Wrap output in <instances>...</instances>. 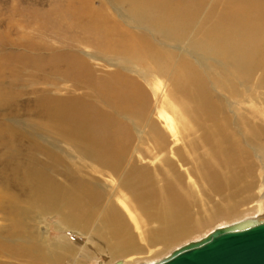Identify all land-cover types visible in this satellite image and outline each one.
I'll use <instances>...</instances> for the list:
<instances>
[{"label": "rangeland", "instance_id": "rangeland-1", "mask_svg": "<svg viewBox=\"0 0 264 264\" xmlns=\"http://www.w3.org/2000/svg\"><path fill=\"white\" fill-rule=\"evenodd\" d=\"M187 2L191 4L192 8L199 9L196 0H187ZM216 2L218 5L216 10H221L227 0L225 2L224 0H207L202 7V13L195 20L196 23L194 22L195 25L193 24L194 26L192 25L189 32L184 34L186 37L179 44L163 40L159 34L150 32L149 27L145 24L137 21L130 22L129 16H135V20L140 21L139 15L143 12V8L142 6L134 7L129 0H0V60L2 61H0V91H2L0 95L7 100L8 98L12 99L13 94L10 92L14 91L13 93H18L19 96L23 92L18 106L12 109L0 107V126L3 127L4 135L0 139V264H117L119 261L122 264H140L156 262L172 249L190 240L200 238L217 226L264 215V60L261 66L249 63L253 59L261 60L264 53V38H262L264 19H261L260 11H258L262 7L245 10L242 7L244 0H231V11L243 9L245 12L244 22H246L245 24L243 22V25L246 27L248 24L246 28H239L236 32L231 31V35L240 39L247 36L252 42L250 41L249 49L247 48L246 51L231 47V59H206L201 57L199 50L200 40H204L201 30H203V23L215 7ZM237 3L240 5L239 7ZM105 12L111 22L120 25V39H126L123 42L124 47L141 48L137 43L143 36L153 44L154 48L161 49L162 59L164 60L166 57L164 62L167 72L161 76L157 75L154 71H158V69H147L154 65L149 58L144 59L135 54L137 64H134L133 67L136 65L135 68L142 72L135 73L122 67L126 64L131 65L128 57H124L122 60L124 53L107 52L109 56L107 53H102L95 44L101 43L109 36H103L96 32L95 28L105 21L102 16V13ZM212 17L217 20L216 15H212ZM250 20H254L253 27L249 26ZM80 40L83 41L80 42ZM221 41L225 44L229 43L225 39ZM35 46H39L41 51L35 50ZM168 51L170 52L168 53ZM40 52L56 55L73 52L80 55L91 61L94 68H98L97 77L106 73L103 69H109L113 70L112 72L118 71L133 75L136 80L138 79L141 87L151 96L148 115L167 133L169 143L167 150L163 152L165 154L160 155L159 153L158 155L155 150H152L153 152L147 154L143 160L139 158L137 150L144 144L142 138L139 137L140 131L133 127L135 135L137 134L132 145L133 150L131 149L134 154L132 155L133 159L137 158L134 163L147 167L156 190L162 191L165 178L179 190L189 209L186 218V233L173 237L169 242L165 239L169 234L161 229L164 226L167 227L169 217L167 216L168 218L164 221L159 219L163 212L165 198L158 195H155L153 200L143 202V207L139 208L127 192H123V197L119 194L131 211L126 210L120 198L115 197V205L121 213V219L125 226L123 229L115 228L118 232L107 222V213L96 216L91 220L90 226L86 227L85 222H81L79 219L72 220V216L58 213L53 210L52 205L28 198L31 195V186L28 184H32V182L17 179L20 177L19 174L17 173V176L14 177L12 172L21 166V163H24L29 156L35 163L38 162L37 164L43 172L45 171L51 176L54 184L60 183L63 187H70L74 180L84 177L90 182L98 183L97 189L101 192L110 188L113 183L119 184L120 180H126L131 162L123 168L121 178L113 175L110 177L101 171L104 170L102 166H92L89 159L75 150L79 148L76 143H80L76 133L71 132L75 144L73 142L70 144L68 142L70 139L65 136L66 133L63 130L52 126L50 128L40 126L41 117L38 116L36 107L32 105L35 102H31V99L54 97L64 100L73 98L89 100L95 96L94 86L79 88L72 82H62L57 85L59 87L55 86L54 83L60 80V73L29 67L26 70L21 69V72L18 73L17 67L23 66L24 55L32 56L31 54ZM19 53L22 54L21 59L10 60V56ZM164 54L167 55L164 56ZM40 64L45 65L44 61H41ZM180 72L181 74H179ZM21 73L24 76H21ZM143 73H146L148 78L152 79L153 77V79L160 80L158 83L160 95L166 101L163 102V110L172 117L177 128L176 147L179 148L177 155L181 157L170 154L174 148L175 140L158 114L155 103L156 95L153 94V87L150 88L149 83L145 79L143 80ZM18 75L20 76L18 77ZM182 76L183 80L191 83L190 87H197L200 84L202 86V83L205 85L212 100L219 108L215 119L222 126L225 125L231 132V139L238 142L241 149H239L238 155L234 157L231 155L229 169L223 166L224 153L212 154L209 151V146L204 145L203 138H201L203 131L198 127L195 119L201 123L207 119L204 114L193 117L198 110L197 102L189 100L180 90L179 83L183 80L178 78H182ZM16 78H19L18 81ZM111 80H113L112 77L106 81ZM1 87H4L5 90ZM34 89H40V91L33 92ZM90 100H95V98ZM6 104L9 102H5L3 105ZM97 105L100 106L101 111L107 108L103 104ZM225 116L228 119L224 118ZM206 124L210 125L211 122L208 121ZM137 131L139 132L137 133ZM146 147L148 146L146 145ZM169 156L174 164L172 169L167 163L168 159L166 162L164 161ZM76 164L79 166L77 167ZM178 175L181 176L180 182ZM229 177L230 184H228L229 181L226 182ZM108 185L110 186L108 187ZM169 204L171 205V201ZM34 212L37 213L34 214ZM73 221L76 226L69 228L67 223ZM171 236L172 234L169 238ZM49 244L51 245L47 246Z\"/></svg>", "mask_w": 264, "mask_h": 264}, {"label": "bare ground", "instance_id": "bare-ground-1", "mask_svg": "<svg viewBox=\"0 0 264 264\" xmlns=\"http://www.w3.org/2000/svg\"><path fill=\"white\" fill-rule=\"evenodd\" d=\"M129 1L134 7L142 6L143 8V12L140 13L139 15L140 21L135 20V16L133 17L129 16L130 22L137 21L140 22L141 24H145L146 26L149 27L150 32H154L156 33V35L159 34L160 35L159 37H161L165 41H168L169 43L170 42L179 43L183 38L186 37V35L184 34L189 32L190 28L194 24L197 17L200 16V14L202 13V7L204 6L205 2H207V0H196L199 9H194L192 8L191 4L187 2V0H140V1L129 0ZM224 4L225 5L222 6V9L221 10L218 9L219 10L218 11L216 10V7L218 6L216 2L215 7L212 9L211 13L206 17L203 23L205 29L203 28V30L201 31L202 34L204 35V40H200L199 50L201 51L200 54L201 57H204L206 59L207 58L231 59V47H234L240 51H246L247 48L249 49V44L251 40L247 36L240 39L233 36V34L231 35V31L236 32L239 28L248 27L247 26L248 24L246 25V27L243 25V22L245 20V12L243 11V9L249 10L256 7L260 9L262 7V9L258 11H260L261 19L262 20L264 19V0H244V3L242 4L243 5L242 7L244 8L242 10L239 9L234 11H231V0H227V2ZM239 6L240 5L238 4V7ZM231 13L233 16L232 21H231V17H232ZM212 15H216L217 20L213 19ZM102 16H103V20L105 21L102 23V25L96 26L95 28L97 30L96 32H99L103 36H109L106 38L107 41L103 39L101 43L95 44V46L98 47L102 51V53L105 54L107 52H113V51L116 53H124V55H122L123 56L122 60L124 59V57H128V61L131 65L128 66V64H126L125 66L122 64L123 65L122 67L128 68L129 70L135 73L137 72L142 73L139 69L135 68L137 67L136 65L135 67H133L134 64H137L135 62L136 55L144 59L149 58L154 65L153 67L152 66L147 67V69L148 68L158 69V71H154L155 73H157V75L159 74L161 76L162 74H165L167 72L165 70L166 65L164 62L166 57L164 58V60L162 59L163 55L161 49L154 48L152 46L153 44L149 43L148 40L143 38V36L140 39V42L138 40L137 43V45L141 46V48L131 46V48L129 49L128 47H124L123 42H125L126 39L124 38L120 39V32H121L120 25L118 23L111 22L109 17H107L106 12L102 13ZM253 21L250 22L249 26H252V24L255 25ZM245 23L246 22H244V24ZM231 37L233 40L231 39ZM262 38H264V35L262 36ZM223 39L228 40L229 43L228 44L223 43V41H221ZM231 40L233 41L232 44H231ZM81 41L83 40H80V42ZM34 49L41 51L39 46H35ZM169 52L170 51H168V53ZM19 54L12 57L10 56V60L19 59L20 57H22V54H20L21 56ZM31 55L32 56L24 55V61H22L23 66L21 65L22 67H17L19 71L18 73L21 72V69L26 70V68L28 67L32 69L40 68V70L43 71L46 70L51 73H60L61 75L60 80L54 83L55 86L59 85L62 82L63 83L72 82L75 86L79 88H85L89 86H94L95 88V96H92L93 98H95V100H90L93 98H90L89 100L86 98H73L69 100H64L54 97H41L38 100L31 99V102H35L32 103L33 107L34 106L36 107V112L38 116L41 117L40 126L42 127L43 125L44 127H49V128L50 126H52L54 128L63 130V132L66 133L65 136H67L70 139L68 141L70 144H72V142L75 144V139H72V137L74 138V136L71 135V132L76 133L79 136L80 143H76V145L79 148L75 150L78 151L80 154L84 155L87 159H89L91 161L92 166L94 167H96L97 165L102 166L104 170L101 171L105 172V174H108L110 177L113 175L114 177L120 176L121 178V174L123 173L122 172L123 168L125 167V165L127 166V164L130 161L131 162L129 164L130 166L129 170L126 174V180L124 179L120 180L119 184L113 183L111 186L108 185V187L110 186V188L107 187L108 189L101 192L97 189V186H99L98 183L90 182L84 177L74 180L72 186L69 185L70 187L67 186L63 187L60 183L54 184L52 182L51 176L47 172L45 171L43 172V170L39 168V164H37L38 162L35 163V161L32 159L31 156L29 157L27 156L28 159L24 163H21V166L15 168L14 172H12L13 173L12 175L16 177L18 173L20 177L17 179H21L22 181L26 180V182H32V184H28L31 186L30 188L31 195L28 198L37 201H44L52 205L53 210L57 211L58 213L60 214L62 213L65 216H72V220L79 219L81 220V222H85L86 227L90 226L91 220L94 219L96 216H100V214L107 213V222L110 224L111 227H113L115 231H117V229L115 228L123 229L125 226L123 225V220L121 219V213L119 212L118 208L115 205V199H114L115 197L120 198V201L122 202L123 206H125L126 210L131 211L130 208H128V205L124 203V201L120 197V196L123 197L124 191L130 195V198L137 203L139 208L143 207V202L153 200V197L155 195H158L165 198L164 199L165 202L163 204V209H162L163 212L159 216V219L164 221L169 217L167 227L164 226V228L161 229V231L167 232L169 234L168 237H166L165 239L169 242V240L172 239L173 237L181 236L182 234L186 233L187 232L186 218L189 209L188 207H186L183 201V197L181 196L179 190H177V188L174 187L171 181H169L166 178L164 180L165 185L163 186V189H161L162 191H159L158 189L156 190L154 187V181L151 180L149 176L150 173L147 167L141 164L135 165L134 163L135 159L137 158L135 157V159H133L132 155L134 154L132 153L131 149L137 134L135 135L134 133L135 131H133V127H136V129L140 131L139 137L142 138V142L144 144L143 147H141L139 144L141 148L137 150L139 158L143 160H145L147 154L148 155L151 154L154 150L156 151V153H158V155L159 153L160 155L165 154L163 152L167 150L168 148L167 146L169 143L167 133H165L164 130H162L163 128L159 127L158 123H156V121L153 118L149 117L148 115L151 96L144 88L141 87L140 83L138 82V79L136 80L133 75H128L118 71L112 72L113 70H109V69H103L106 71V73L100 75V77H97L98 68H94L93 63L91 61L87 60L86 58L80 55L74 54L73 52L72 53L66 52L60 55L40 52L38 54H31ZM165 55L167 54H164V56ZM263 60H264V53L262 55L261 60L253 59L250 60V62L249 61L247 62H249L250 64H258L259 66H261ZM41 61H44L45 65L43 64L41 65L40 64ZM22 73L20 75L24 76L23 74L25 73L23 74ZM145 74L144 73L142 74L143 80L145 79L149 83V85L151 86L150 88L153 87L154 90L153 94L156 95L155 103L158 110V114H160L159 116L164 120L167 128L170 131V134L173 135L175 140L176 145L174 144L173 146L174 148H172L170 154H172V156L177 157L179 156L177 155L179 153L178 152L179 148L176 147L178 142V132L176 131L177 128L173 123L172 117L168 116L163 110L164 108L163 102L166 101H164L163 96L160 95L161 94V92L159 91L160 86L158 85L160 80L153 79V77L152 79L148 78ZM179 74H181V72ZM20 75H18V77ZM111 77L113 78V80L106 81L108 79L110 80ZM178 79L183 80V76L182 78H178ZM15 82L13 83L15 84ZM22 82L24 81L22 80ZM179 84L181 85L180 90L182 91L183 95L186 96L189 100L193 102H197L196 107H198V110H196V113L193 115V117H197L198 115L200 116L201 114H204L205 119H207V121L205 120V122L202 123L198 122V119H195L198 127L201 129V131H203L201 134V138H203L204 145L209 146V151L212 152V154L224 153L225 160H223V166L224 168L226 166V168L229 169L231 164V155L233 157L235 155H238L239 149L241 148L238 146L237 144L238 142L233 141L231 139L232 137L231 132L228 131V128L225 125L222 126L221 124H219V121L215 119L216 118L215 114H217L219 109L217 107L216 102L212 100V96L210 95V93H208L203 83L202 86L201 84L199 86L197 85V87L194 86L195 88L193 86L190 87L189 84L191 83L186 80L181 81ZM7 85H11V84H7ZM18 85L20 86L19 83ZM4 87H1V89ZM39 91L40 89L33 90V92H39ZM0 92L2 93V91ZM13 92H10V94L11 93L13 94L12 99L8 98L7 100H5L3 96L0 95V107L2 109L4 108L12 109L19 105L20 103L19 101L21 99V96H23V92L21 96H19L18 93H13ZM7 95L9 97V94ZM5 102L7 103L9 102V104L3 105ZM97 104H103L108 109L105 108L103 111H101L102 109L101 108L99 109L100 106L98 107ZM224 118L228 119L227 116H225ZM208 121L211 122L210 125L206 124ZM139 131H137V133ZM52 132L54 133V131ZM3 136H4L3 127L0 126V139L3 138ZM59 139L61 138L59 137ZM16 144L17 143H15V146H17ZM146 145L148 147H146ZM170 157L171 156L165 158L164 161L166 162V160L168 159L167 163L172 169L174 167L173 166L174 164L170 159ZM76 159L78 160V158ZM146 161H144V163H146ZM76 166L78 167L79 165L76 164ZM180 180H181V176L178 175V181L180 182ZM228 181H229L228 184H230V177L226 179V182ZM6 183L7 181L5 182V184ZM169 201H171V205L169 204ZM35 213L37 212H34V214ZM258 216L262 217L264 215H258ZM67 225L69 226V228H73L76 226L75 221L71 223L69 222L67 223ZM170 234H172L171 238H169ZM50 245L51 244L47 246ZM145 263H153V262H145ZM117 264H122V262L119 261L117 262Z\"/></svg>", "mask_w": 264, "mask_h": 264}, {"label": "water", "instance_id": "water-1", "mask_svg": "<svg viewBox=\"0 0 264 264\" xmlns=\"http://www.w3.org/2000/svg\"><path fill=\"white\" fill-rule=\"evenodd\" d=\"M140 264H264V216L217 226L156 262Z\"/></svg>", "mask_w": 264, "mask_h": 264}]
</instances>
